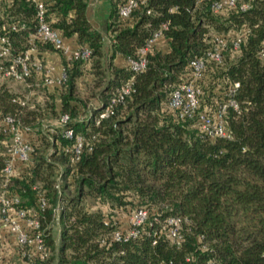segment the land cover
<instances>
[{
    "label": "trees",
    "instance_id": "obj_1",
    "mask_svg": "<svg viewBox=\"0 0 264 264\" xmlns=\"http://www.w3.org/2000/svg\"><path fill=\"white\" fill-rule=\"evenodd\" d=\"M45 1L51 26L89 47L91 61L68 62L50 45L41 46L59 53L66 73L56 86L58 100L49 94L52 102L45 107L27 109L12 101L22 95L0 87V116L20 114L38 140L30 164L9 188L20 195L22 206L35 211L49 256L40 260L18 253L23 264H264V0H238L248 1L250 8L236 6L219 14L211 12L209 1L146 0L126 19L118 16L122 0H110L108 50L104 34L88 17L90 0ZM13 22H18L16 30H6L18 52L36 28L33 4L0 0V33ZM162 23L168 24L161 37L168 49L156 48L159 38L145 54L144 69L113 62L117 54L137 58ZM237 32L244 39L233 53ZM215 35L224 36L226 46L220 63L206 61L198 81L201 107L215 108L238 82L239 111L229 108L226 116L229 137L204 135L193 121L167 108L171 91L191 77L190 61L215 46ZM87 69L93 83L89 95L81 97L77 80ZM129 79L130 94L97 123L100 111ZM90 99L96 103L85 114ZM62 113L70 115L74 132L87 138L72 165L61 150L69 140L59 129L41 130L44 117ZM4 157L0 146V172ZM35 184L45 193L44 208ZM87 199L97 206H89ZM138 207L149 213L143 228L127 241L113 239L119 221L111 211L126 208L130 215ZM168 216L183 218L178 245L166 236Z\"/></svg>",
    "mask_w": 264,
    "mask_h": 264
},
{
    "label": "built area",
    "instance_id": "obj_2",
    "mask_svg": "<svg viewBox=\"0 0 264 264\" xmlns=\"http://www.w3.org/2000/svg\"><path fill=\"white\" fill-rule=\"evenodd\" d=\"M11 0H8L10 2ZM33 4L35 10L36 28L29 34L25 48L14 52L12 41L6 30L10 26L16 30L18 22L6 24L2 27L0 33V77L4 80H10L16 83L31 86V79H36V84L45 87L60 86L66 79V73L62 66L59 74H54V67L47 63L41 53V46L50 45L59 51L68 62L82 61L89 64L91 61V50L87 46L71 47L61 32L51 26L53 18H47V7L45 0H26ZM146 0H122L118 6V16L121 19L130 17L132 12ZM209 1V8L212 13L219 14L229 8L238 7L245 11L250 8L247 1L238 3V0H196L197 3ZM167 23H162L152 37L148 40L145 47L139 50L137 58L127 59V65L133 70L144 69L146 64L145 54L150 51L156 41L163 36V30L167 28ZM243 32H237L232 41V52H236L241 41L244 39ZM215 46L206 51L204 56L193 59L189 63L190 79L180 83L170 93L167 108L173 110L181 120H190L195 123L199 130L209 137H229L227 129V112L229 108L239 111V105L234 98L238 87V82H234L228 91L227 97L219 102L215 108L201 107L202 89L198 81L203 77L206 67V61L212 59L218 63L222 61V50L226 46V38L222 35H215ZM260 55L264 57V39L260 46ZM132 89V79L125 81L110 98L107 106L99 113L96 120L106 118L113 114L116 105L123 102ZM13 102L21 106L27 105L24 97L14 96ZM71 121L68 113H62L56 118L55 123L61 136L67 140L61 150L68 156L70 165L75 164L83 152L87 138L74 132L69 125ZM53 131V130H52ZM36 140V141H35ZM50 140L54 141L50 137ZM34 144H38L36 135L29 125L24 124L20 114L6 113L0 116V146L3 147L4 166L1 169V189H0V231L6 228L15 235L16 246L21 257L45 260L49 256V250L45 245L43 233L40 227V221L35 215V211L21 205L22 198L17 193L10 191V182L14 177L22 173V167L30 164L31 154L34 150ZM59 187L60 177L56 179ZM36 191L38 205L44 208L47 204L44 191L38 185L32 186ZM59 207L56 208V219L59 213ZM148 210L143 207L135 208L131 211L128 218V225L122 228L120 225L112 237L117 241H127L139 233L148 220ZM167 226L166 236L175 244L182 241L181 230L183 227V218L179 216H168L165 219ZM264 255V253H263ZM3 255L0 250V264H2Z\"/></svg>",
    "mask_w": 264,
    "mask_h": 264
},
{
    "label": "rangeland",
    "instance_id": "obj_3",
    "mask_svg": "<svg viewBox=\"0 0 264 264\" xmlns=\"http://www.w3.org/2000/svg\"><path fill=\"white\" fill-rule=\"evenodd\" d=\"M107 2V1H106ZM104 0L102 2H98L96 0L91 1V5L89 8V17L91 20L94 22L95 26H97L99 29L102 30V33L104 34V44L106 50H108V43H109V37L106 32V21L103 20V17L106 13V9L108 7V4ZM96 3V4H95ZM86 73L82 77H80L77 80V87L80 93L81 97H86L89 95L93 83V78L91 74L89 73L88 69L85 70ZM4 86L10 91H12L14 94L22 95L26 101H27V109H36L37 107H45L47 104H50L52 102V99L50 98L51 93H55V97L58 100V95L55 92L56 87H45L41 84L37 85H32L31 87H27L24 84L21 83H16L10 80H4L0 77V87ZM87 107L83 110V113L89 114L91 107L95 105L96 100L95 99H90L87 101ZM84 114V115H85ZM57 116H48L44 117L42 120L41 124V130L46 131H52L58 129L55 120ZM36 141V140H35ZM48 152H51L49 149ZM56 161V159L54 160ZM56 167L58 170H62L65 166L62 163H56ZM87 204L89 206H97V202L92 199H87ZM130 207V206H128ZM31 209V208H30ZM32 210V209H31ZM109 210H106L108 212ZM112 214L116 219L119 221V225L122 228H126L128 225V218H129V213H127L126 208L118 209L111 211ZM59 234V227L55 231L56 235V245H57V237ZM13 245V244H12ZM6 246L3 243H0V250L2 255L5 257V261H2V264H20L21 262L17 260L15 246ZM17 247V246H16ZM20 258V257H19ZM4 259V258H3ZM23 264V263H22Z\"/></svg>",
    "mask_w": 264,
    "mask_h": 264
},
{
    "label": "crops",
    "instance_id": "obj_4",
    "mask_svg": "<svg viewBox=\"0 0 264 264\" xmlns=\"http://www.w3.org/2000/svg\"><path fill=\"white\" fill-rule=\"evenodd\" d=\"M91 1L93 0H90L89 2V6H88V11H87V14H88V17H89V8H90V5L92 4ZM97 3L98 2H102V0H96ZM107 4H108V7L106 9V13L103 17V20H105L107 22V17H108V13H109V3H110V0H104ZM96 4V3H95ZM90 21L92 22V24L95 26L94 22L91 20V18L89 17ZM97 29H99L97 26H95ZM100 31H102L101 29H99ZM65 41L71 46V47H75L77 46V42L75 40V37L74 36H71V37H65ZM156 48L159 49V50H162V51H165L168 49V42L163 39V38H160L157 43L155 44ZM41 53L42 55L44 56V58L46 59L47 63L52 65L54 67V74L57 75L59 74L61 68H62V62H61V57L59 55V53L55 52V51H49L47 49H41ZM113 62L118 65V66H126L127 65V61L124 57H122L120 54H117L113 60ZM31 86L32 85H37L36 82H38V80L36 79H31ZM31 86H27L28 88L31 87ZM49 88V87H48ZM0 243H3L4 245L6 246H15V249L16 252L14 251V253L16 254V257H17V260H18V263L19 261L21 262V258H19V255H18V252H17V247H16V240H15V235L11 232H9L6 228L2 229L0 231ZM3 262L5 261V257L3 256ZM23 262H21L20 264H22Z\"/></svg>",
    "mask_w": 264,
    "mask_h": 264
}]
</instances>
